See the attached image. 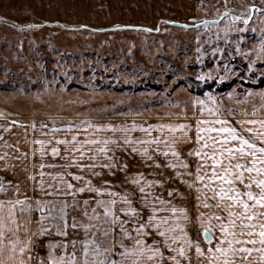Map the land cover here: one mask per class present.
Returning <instances> with one entry per match:
<instances>
[{
	"label": "rangeland",
	"instance_id": "374dc122",
	"mask_svg": "<svg viewBox=\"0 0 264 264\" xmlns=\"http://www.w3.org/2000/svg\"><path fill=\"white\" fill-rule=\"evenodd\" d=\"M263 80L264 0H0V117L43 127L64 118L117 117L172 126L162 143L172 146L169 156L152 151L140 177H86L73 166L66 177L36 178L38 190L20 199L34 206L27 242L32 264H49L50 252L67 259L74 251L82 264L90 240L110 248L104 255L116 261L121 244L135 247L137 239L145 241L139 247L159 249L143 254L145 264H264V207L244 213L216 195L219 181L196 179L212 175L215 152L218 175L231 165L234 186L259 193L256 182L246 187L264 178L246 171L253 158L229 156L226 150L235 151L238 142L224 143L227 134L201 132L198 141L197 122L213 128L225 120V127L255 138L241 121L264 119ZM181 124L188 127H176ZM154 136L151 129V142ZM196 151L207 154V163L190 154ZM127 159L132 169L134 158ZM13 183L1 179L0 186ZM218 246L225 251H215Z\"/></svg>",
	"mask_w": 264,
	"mask_h": 264
},
{
	"label": "crops",
	"instance_id": "0c3cea01",
	"mask_svg": "<svg viewBox=\"0 0 264 264\" xmlns=\"http://www.w3.org/2000/svg\"><path fill=\"white\" fill-rule=\"evenodd\" d=\"M252 120L264 121L261 118L246 119L242 128H253L257 135L264 134L260 124L247 123ZM150 125L165 127L149 128ZM151 129L155 135L153 142L149 137ZM169 129L171 127L159 121L152 123L118 117L73 121L64 118L47 127L0 117V181L14 182L10 187L0 186V264H32L27 242L32 238L34 206L20 199L24 194L38 190L36 178L66 177L73 166L86 172V177L95 174L120 175L125 179L140 177V170L152 160V151L159 150L169 156L172 146L162 145L166 138L171 139ZM128 137H131L130 142H126ZM105 140L108 142L102 143ZM101 148H107V152H101ZM128 154L134 158L132 169L128 167ZM115 259L117 264H133L134 257L129 254L127 259L121 256ZM140 263H146V255L137 261Z\"/></svg>",
	"mask_w": 264,
	"mask_h": 264
},
{
	"label": "snow or ice",
	"instance_id": "6c2138e0",
	"mask_svg": "<svg viewBox=\"0 0 264 264\" xmlns=\"http://www.w3.org/2000/svg\"><path fill=\"white\" fill-rule=\"evenodd\" d=\"M239 19V18H236ZM203 78V77H201ZM197 103L203 104V101H197ZM201 111L203 112L204 109L202 108ZM209 114H213V110L209 109ZM218 115V114H217ZM200 121L197 122L198 124V128H197V140L199 141L200 139H203V137L200 136L201 132H205V133H210V132H215L218 134H227V135H221V140L224 143H228L229 141H236L238 142V147L235 148V151L233 148H228L226 151L228 153L229 156L235 155L236 152L240 153L241 155L247 154L248 156H251L253 158V166H249L246 168V171H248L249 173L255 172L257 174L259 173H264V146H261L260 144L256 143V140H261L264 141V134H260L258 136H256L255 138H246L243 134H241L240 130H238L235 127H225V124H228L227 121L225 120H217L216 123L220 124V127H213V128H201L199 127L200 125ZM206 123V122H204ZM241 123H244L243 121H241ZM247 123L250 124H260L262 127H264V121H256V120H252V121H248ZM107 127L111 128V125H108ZM152 127H165V126H155V125H150L149 128ZM167 127H172V126H167ZM176 127L178 128H186L188 127L187 125H177ZM125 131H128L127 129H125ZM246 131L248 133H253L254 129L253 128H248L246 129ZM75 139V138H74ZM131 141V137H128L126 142H130ZM92 143H98L100 141H91ZM108 141H102V143H107ZM66 143V141H65ZM137 143H139V141H137ZM214 146H218V144H216L214 142ZM206 147V145L204 146ZM55 151V150H54ZM101 152H107V148H101L100 149ZM133 151H136L135 148H133ZM175 155H178V153H174ZM190 154H194L197 157H200L201 159L205 160V163H207V160L205 159L206 157V153H203L201 151H196L195 153H190ZM259 154V155H258ZM221 156H223V153L220 154ZM212 168L210 169V171L212 172V175L210 177H205V176H201V175H197L196 179L203 181L205 179H208L209 181H219L220 182V190L219 192L216 193L217 196L220 197V199H229L231 201L236 202V204L242 205L243 207V212L244 213H248L249 211L252 210V208L256 207L257 205L264 207V178H261L259 180H252L250 179L248 184L246 185V187L250 188L251 183L252 182H256L260 188L259 193H253L251 190L247 191V192H241L239 189H237L233 182L232 179H230L229 177L231 176V165L229 166L228 170L224 171L223 175H218L217 171H216V165L221 164V160H218L216 158V153L214 152L212 154ZM256 165H259V167H257ZM173 167H175L176 165H172ZM184 167H187V164L182 165ZM236 168H242V166L240 164L236 165ZM197 172L199 173V167L197 168ZM240 179H243V173L241 172L239 174ZM76 179H80L79 176L76 177ZM207 186V185H205ZM69 187H71V185L69 184ZM84 189H80V191H83ZM246 196L247 200L243 199L242 197ZM251 200L254 201L255 203L250 205L247 201ZM113 204L115 203V201L112 202ZM121 211H125V209H121ZM127 211H131V212H135V209L129 208L127 209ZM155 211V209H154ZM173 212L176 211L175 208L172 209ZM181 211H184L183 209H181ZM104 214L108 215L109 214V210L105 209L104 210ZM230 216L232 215H236V213H229ZM256 213L253 212L252 216H248L247 219L249 221L252 220L253 216H255ZM186 218V217H185ZM154 219V217H149V220ZM219 219V217H218ZM230 223H234L232 221H230ZM242 227H249L252 229H255V225L249 223L248 225H244L243 221L241 222ZM85 228L90 227V225H85ZM152 227L154 228H159L160 225L158 224H153ZM145 225L144 224H140L139 225V229H144ZM261 228H264V225H261ZM121 231L123 232L124 235H129V233L123 228V225H121ZM169 231H171V229H169ZM205 232H208L209 229L205 228L204 229ZM221 231H225V229L223 227H221ZM66 234V233H65ZM160 235H165L164 232H161ZM186 235V234H185ZM234 235V234H233ZM260 237H261V243H264V231L260 232ZM237 241L235 239H233V241L231 243H236ZM253 243H255V241H252ZM75 242H73L74 244ZM188 243H191V241H188ZM89 244H93L95 245L94 248L90 249L88 247ZM135 247H125L123 244H121V247L124 248L123 252H120L119 255L122 258H129V254H131L132 257H134L133 259V264H137V261H139L141 259V257L143 256V254H145L146 252H151L152 255H157L160 254L159 253V249H151L148 247H139L141 245H145V241L143 239H137L135 240ZM244 252H250L253 249H249V248H242L241 249ZM21 251H23V249H21ZM111 249L104 247L102 248L101 244L96 242L95 240H90V241H86L85 242V246L82 249V254H83V261L82 264H117V261L108 258L107 256H105V253L110 252ZM209 251H213L212 249H209ZM215 251H225L224 249L220 248L219 246L217 247V249ZM197 252L200 253L201 249L199 246H197ZM152 255L148 256V259H152ZM181 255H183V250L181 249ZM89 256L92 257H96V259L94 260H90ZM49 264H80V262L77 260V256L75 251L72 252L71 254H68V258L65 259V256L63 254L56 256L54 254V252H50L49 253ZM225 264H229V262L227 260H225Z\"/></svg>",
	"mask_w": 264,
	"mask_h": 264
},
{
	"label": "trees",
	"instance_id": "16d2710c",
	"mask_svg": "<svg viewBox=\"0 0 264 264\" xmlns=\"http://www.w3.org/2000/svg\"><path fill=\"white\" fill-rule=\"evenodd\" d=\"M261 86H264V80L262 81V84H261Z\"/></svg>",
	"mask_w": 264,
	"mask_h": 264
}]
</instances>
